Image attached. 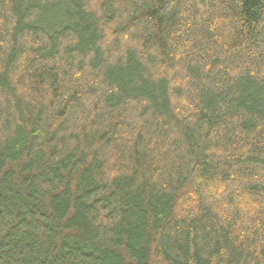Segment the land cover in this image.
I'll return each instance as SVG.
<instances>
[{
  "label": "trees",
  "instance_id": "obj_1",
  "mask_svg": "<svg viewBox=\"0 0 264 264\" xmlns=\"http://www.w3.org/2000/svg\"><path fill=\"white\" fill-rule=\"evenodd\" d=\"M0 264H264V0H0Z\"/></svg>",
  "mask_w": 264,
  "mask_h": 264
}]
</instances>
